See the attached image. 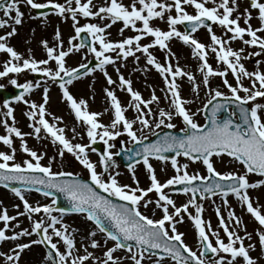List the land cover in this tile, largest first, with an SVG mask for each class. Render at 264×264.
Instances as JSON below:
<instances>
[{
  "label": "snow or ice",
  "instance_id": "snow-or-ice-1",
  "mask_svg": "<svg viewBox=\"0 0 264 264\" xmlns=\"http://www.w3.org/2000/svg\"><path fill=\"white\" fill-rule=\"evenodd\" d=\"M248 4L249 7L243 9L242 15L237 14L233 18L234 13L239 10L238 0H171L170 3L168 0H131L127 6L121 0H104L100 6L95 5L93 0H64L63 3L56 0H0V13L3 16V19H0V29L11 28L0 35V53L9 58L4 62L3 70H0V78L8 77L9 74L15 76L29 72L46 78L45 84L48 81L54 84L59 82L63 101L77 124L82 123L85 127L89 141L87 145L73 144L66 138L65 128L57 126L63 123L60 117L53 116L51 123L46 119V116L51 115L46 110L49 102L48 87H43V102L37 104L25 99V96L34 88H40V81H26L22 84H18L16 78L9 81L12 86L22 89L14 96L13 102L27 105L29 110L24 115L32 131L22 133L14 126V109L9 100H3L2 108L5 111L0 112V116L12 120L13 125L10 126L6 120L2 122L6 134L0 135V144L8 151H0V188L9 191L23 205V211H17L15 216L8 215L7 209L0 205V222L3 225L0 227V242H15L8 253L0 252L4 264H20L22 254L30 251L33 246H43L45 249L41 264H237V261L241 264H259L260 260H264V213L261 205L257 203L254 206L249 195V190L264 186V179L256 182L248 180L249 174L264 177V103L259 102L264 100V72L258 68L250 72L242 63V60L264 54V38L258 35L264 33V2L248 0ZM21 5L30 10L50 9L51 14L63 20L70 18L75 35L68 39L67 49H64L59 29L55 31L53 46H49L46 40L40 42L46 52L45 59H34L31 49L25 58L13 47L8 46L7 41L16 35L15 26L23 23L24 13L21 11ZM186 6L192 8L195 14L187 12ZM249 9L258 13L257 28L250 24L253 17ZM173 11L174 15L171 14ZM49 14L48 11H39L38 15L30 14L29 18L46 22ZM81 17L109 22L103 26L96 23L79 25ZM154 19L166 21L168 30L152 27L151 21ZM241 19L245 27L240 26ZM118 21L123 24L119 29L121 35L125 29H131L137 34L121 41H109L106 30ZM206 21L211 24H206ZM137 22L140 27L136 26ZM212 24L231 35L227 39L218 37L213 32ZM177 25H186L190 30L181 32L177 30ZM200 28L207 29L211 41L209 45L200 43L192 35ZM81 33L87 34L90 43L80 39ZM146 36L152 38L151 43L142 45L140 41ZM245 36L248 39H245ZM78 39L80 42L74 44L73 41ZM173 39L188 46L192 57L199 61L197 71L202 78L200 84L192 72L185 71L178 63L176 66L170 63V60L176 59L168 46ZM236 40H240L247 47L258 48L259 51L242 55L244 48L233 50L227 46ZM156 47L165 53L163 64L150 52V49ZM85 48L87 52L82 59L91 54L95 57V66L89 67L88 64L81 63L78 67L68 68L66 57ZM112 52L120 60L133 57L139 61L140 57L136 56V53L143 55L146 65L151 66L163 78L162 91L165 92V100L168 102L167 110L158 106L160 98L154 92L150 99L145 100L138 91L133 90L131 80L125 79L120 73V68L125 65L121 63L116 67V59L108 55ZM209 52L214 54L217 64H222L224 70L212 68L208 63ZM50 62H54V67L50 66ZM256 64L259 66L261 61L257 60ZM109 65L115 67L117 86L127 92L130 97L129 107L136 116L134 119H128L125 115L128 108L122 107L114 91L105 88L104 94L109 108L104 111H111L112 118L108 125H104L99 122L102 113L89 112L87 101L74 98L69 86L96 71L103 74L107 85L117 84L108 74ZM81 69L84 71L81 72ZM144 70L147 71V68ZM229 72L235 81L234 85L227 79ZM185 77L190 82L191 92L195 94L193 99H184L180 95L177 80ZM214 77L221 79L228 94L219 88L211 87L210 80ZM245 80L249 82L248 86L243 83ZM201 85L207 90L208 96L203 106L193 112L186 106L199 99ZM89 87L91 88V85ZM153 104L157 105L156 111L151 107ZM230 105L235 106V112H228ZM209 108L205 118L208 126L205 128L196 122L195 117ZM221 111L227 113L223 120L218 119V113ZM174 118L182 121V134L172 135L165 132L158 135L157 129L176 128L172 123ZM136 125H139V128H136ZM42 131L46 134L45 138H50L53 145L59 146L60 157L67 152L87 170L90 183L76 179L72 173L53 172L52 158L48 160L47 166L41 164L44 154H38L28 148L24 137L33 135L39 140ZM71 131L74 133L73 138L79 135L74 127ZM145 132L158 138L154 142L145 143L148 140ZM122 135L127 136L131 145L139 146L124 149L130 153L127 159L131 162L128 163L127 170L132 174V184L135 186L121 184L117 179L120 174L115 171L117 165L113 157L121 153L111 151L114 145L110 141H115ZM13 137L19 140V150L30 159L16 160L17 149L14 147ZM97 139L104 145L102 154L97 153L98 164L102 169L100 172L96 170L97 165L89 160L86 151ZM121 146L123 149V142ZM91 151L96 152V149L91 148ZM165 153L174 155L169 158ZM177 157H184L192 164L199 162L207 175H201L199 172L190 174L187 170L189 163L181 164ZM224 157L231 158L232 162L242 166L243 173L218 172L215 164L225 163ZM151 159L159 161L162 165L170 163L175 174L161 183L150 163ZM140 164L146 170L150 181L146 188L139 186L135 175L134 169ZM161 171H164L163 167ZM175 185L182 186L179 189L181 194H191L188 201L181 206H176L175 201L164 191ZM31 191H36L45 198L52 197L51 202L33 206L25 197V193ZM53 192L62 194L70 207H57ZM150 193L155 194V200L149 198ZM197 196L200 201H211L213 197L222 200L227 210L228 222L221 216L219 207H215V214L219 222L218 227L223 230L227 242L218 232L212 230L210 221L206 222L202 218L204 206L197 202ZM229 196L235 198L259 225L255 230L260 253L257 258L250 254L256 251L257 243L252 242V233L247 231L243 221L229 207ZM112 198L120 203H115ZM153 204V212L159 210L161 213L159 219L150 218L140 210L141 207L147 210ZM13 207L19 209L20 206ZM189 208L194 209L195 214L189 212ZM66 213L80 214L94 226L81 239L83 254L76 247L75 234L78 230L70 231L69 226L63 223ZM36 214H41L39 219H33ZM185 216L193 225L198 251L189 247L184 240L185 234L178 231V225L183 224ZM18 217H26L30 221V230L20 228ZM14 221L16 223L13 224ZM229 225H234L231 230ZM9 232L11 235L7 234ZM239 232L244 234L240 235ZM98 235L100 240L96 238ZM33 236L36 238L32 239ZM210 236L213 239H210ZM24 237L28 238L27 242H21ZM245 240L249 241L247 245ZM89 248L100 250L101 255L96 256L94 251L88 250ZM119 251L124 255H116Z\"/></svg>",
  "mask_w": 264,
  "mask_h": 264
},
{
  "label": "rangeland",
  "instance_id": "rangeland-1",
  "mask_svg": "<svg viewBox=\"0 0 264 264\" xmlns=\"http://www.w3.org/2000/svg\"><path fill=\"white\" fill-rule=\"evenodd\" d=\"M37 2H44V0H37ZM56 2L63 3L64 0H56ZM121 2L127 6L130 4L131 0H121ZM170 3L171 0H168ZM261 2H264V0H261ZM93 3L95 5H103L104 0H93ZM239 4V10L237 13H234L233 18L237 14H241L243 12V9L246 7H249L248 0H238ZM21 11L24 13V16L30 17L31 10L26 8L25 6L21 5ZM95 11V9H93ZM185 10L189 12L190 14H195L194 10L190 7H185ZM251 11L253 19L250 21V24L253 28L259 27V21L256 19L257 17V11L249 9ZM171 14H175L174 11ZM109 21L104 20L100 21L98 19H89V18H79V25H83L85 23H96L100 26H103V24L108 23ZM11 25V23H9ZM23 24V23H22ZM18 25L16 27V35L11 37L7 44L8 46L13 47L18 53L23 55L25 58L28 57V50L31 49L32 57L36 60H41L46 58V52L41 46V41L46 40L49 44V46H53L55 44V31L59 29L61 33V39L63 40L64 49L66 50L68 47L67 41L70 37L75 35L74 29L72 27V20L69 18L67 20H63L60 17L50 14L47 17L46 22H42L40 19L39 21H35L32 19H27L23 25ZM239 24L241 27H245L243 23V19L239 21ZM137 27H140L141 25L139 22H137ZM151 26L154 28H159L163 31H167V23L166 21H161L159 19H154L151 21ZM123 27L122 22L118 21L115 24L112 25L111 28L106 30L107 39L111 42H117L121 41L122 39L126 37H132L135 36L137 33L132 31L131 29H125L123 34L121 35L119 32V29ZM177 30L184 32L181 25H177ZM213 32L222 39H227L228 36H230V33H226L221 27L212 24ZM11 28H4L0 29V35L5 34L7 31H10ZM200 43H203L205 45H209L211 43L209 39V35L207 32V29H200L196 33L192 34ZM261 37L264 38V33H258ZM245 39H248L247 36L244 37ZM152 38L151 37H144L140 41L142 45L151 43ZM73 43H77V40H74ZM169 48L172 53L175 54L176 59L170 60V63L173 66H176L177 63L179 66L184 69L185 71L192 72L196 78V81L198 84L201 83V75L197 71L199 61L196 58H193L191 55V50L188 46L184 45L179 40L173 39L169 42ZM98 48L99 46L96 45ZM228 47L236 48L239 50L240 48H244V53L242 55H247L250 52H258V48L255 47H247L242 44L240 40L231 41L228 45ZM87 50L82 49L80 52H73L68 57H66V66L68 68H72L76 66L77 64H80L84 61H88L90 57H92L91 54H87L85 57ZM151 54L157 59L158 62L164 63V56L165 53L161 51L158 47L150 49ZM108 55L112 56L113 59H116V67H119L121 63H123L125 66L120 68V73L125 77V79L131 80V86L138 91L142 97L147 100L150 99L153 92L157 97L160 98L159 107L164 108L165 110L168 109V102L165 100V92L162 91L164 88L163 84V78L159 76V74L151 68V66L146 65L145 59L141 53H136V56H139V61H136L133 57H128L126 60H120L116 58V54L114 52L108 53ZM9 58L6 54L0 53V70H3V64L6 60ZM261 61V64L257 66L256 61ZM208 63L212 66L213 69H219L224 70V66L222 64H217L215 60L214 54L211 52L208 53ZM242 63L244 64L245 68L248 71H254V70H260L261 72H264V54L260 56H253L250 57L248 60H242ZM50 66L54 67V62H50ZM147 68V71L144 69ZM108 74L111 76V78L114 81H117V84L114 85H107L106 80L102 73L99 71H96L89 75L88 77L81 79L79 81H76L73 83V85L69 86L70 93L76 98L79 99H85L87 101L88 105V111L89 112H100L102 115L99 117V122L108 125L112 118L111 111L105 112L104 110L106 108H109V104L107 102L106 96L104 94V89L108 88L109 90L114 91L115 95L119 99L122 107L128 108V111L125 113L126 117L128 119H134L136 116V113L132 111V109L129 107V100L130 97L128 96L127 92L124 90H121L118 85V78L115 71V67L112 65L107 66ZM229 75V74H228ZM13 78H16L18 83H25L26 81H40L41 87L37 88L34 92L27 95L26 99L30 102L35 101V103L39 104L43 102L42 96H43V87H48L49 89V102L46 105V110L51 115H48V121L51 123L53 116L60 117L63 121V123L57 124L58 127H64L65 128V136L68 138L73 144L79 143L81 145H87L89 143L87 135H86V129L81 124H77V122L74 119V116L70 112L69 108L66 105V102L62 99V94L59 90L58 85L55 83H52L51 81H48L47 84L44 83V80L46 78H41L39 80H35L32 78V73L25 72L24 74L20 75H13L9 74L8 77L0 78V81L2 82L3 86H10L11 84L9 81ZM177 83L180 85V95L184 99H193L195 97V94L191 92L190 90V82L187 81L186 77L183 79H178ZM230 83V82H229ZM235 82H232L230 84L234 85ZM245 86H248L249 82L247 80L243 81ZM210 84L212 88H219L220 91L227 93V89L223 87L222 81L218 77L211 78ZM91 85V88L89 87ZM241 95H243L241 93ZM207 90L203 89L201 85V90L199 94V99L196 100L194 104L187 105L191 111L195 112L198 107H202L203 103L206 102L207 99ZM92 97V98H90ZM259 102L264 103V100H260ZM11 107L14 109V118H15V127H17L22 133H30L32 130L28 127L29 121L27 120L24 113L28 111L27 105L23 103L16 102L11 105ZM153 111H156L157 105L153 104L152 106ZM5 110L2 108L1 102H0V112H4ZM6 118L4 116H0V135H5V131L3 129L2 122L5 121ZM195 120L198 124L203 125L205 122V118L202 114H198L195 117ZM6 122L12 126L13 121L12 120H6ZM172 123L176 125V128L174 130H180L183 125L182 121L179 118H174ZM76 129V132L79 133V135H76L75 138H73L74 133L71 131L72 128ZM136 128H139V125L135 126ZM161 129H157L159 131ZM146 135H148V138L151 137L150 134L145 132ZM41 139L37 140L33 135H25L24 139L26 141V144L28 148L31 150L36 151L38 154L43 153V159L41 160V164L44 166H47L48 160L50 158L53 159L52 164V171L53 172H59L64 171L68 173H72L73 175H83L86 178H89L87 170L83 168L82 165L79 164V162L69 153L65 152L63 157H60L58 155L59 146L53 145L50 138H45L46 134L41 132ZM138 135L140 133L138 132ZM99 140V139H97ZM117 141H121L124 143V145L127 147L129 146L128 138L126 135H122L120 137H117L115 141H110L114 145V147L111 149L112 152H117ZM14 147L17 149L16 152V160L22 161L23 159H30L27 157V155L19 150V140L15 137H13ZM0 151L7 152L8 149L0 144ZM88 158L91 162L97 165L96 170L98 172L102 171L98 164V155H96L94 152L91 151V148L86 149ZM116 156L113 157L117 168L115 169L116 172H119V176L117 177L118 181L121 184H128L131 186H135L132 184V178L127 168H123L119 166L118 161L115 159ZM177 160L179 163H189V168L187 169L190 174H193L195 172H199L201 175H206V170L203 168V166L197 162L195 164H192L191 162L186 161L184 157H177ZM225 163H219L217 162L215 164V168L221 172H236L237 174L243 173V168L235 162L231 161V158L224 157ZM151 165L155 169V174L159 180L168 179L171 176H173L174 170L171 168L170 163L162 165L159 161L153 160L150 161ZM164 168V171H161V168ZM135 175L139 181V186L141 188H146L149 186L150 182L147 178V172L143 168V165H137L134 169ZM257 176H254L252 174H249L248 180L249 182H256L259 180ZM170 197L175 201L176 206H181L182 204L186 203L189 199V195H183L181 193H171L168 189L164 190ZM249 195L253 200L254 206L258 203L262 206V213H264V186L261 188L255 189V190H249ZM26 199L30 204L33 206L37 205L39 203L40 205L49 204L50 200L44 197H31L28 195H25ZM30 198L35 199V201H31ZM149 198L155 200V194L150 193ZM228 205L229 207L234 211L235 215L239 217L247 231L249 233H252L253 241L254 243H257L256 251L251 252L253 258H257L259 253V247H258V241L255 236V230L259 227V225L250 217L249 214L246 213L243 206L233 197L229 196L228 198ZM214 202V203H213ZM198 203H202L204 206V211L202 213L203 219L208 222L210 221L211 227L213 231H216L219 233L220 237L224 239L225 242H227L226 237L224 236L223 230L218 227V220L216 218L215 214V207H219L221 211V216L225 219L226 223L228 222L227 217V210L224 208L223 202L219 197H213L212 200H205V201H198ZM0 205H2L3 208L7 209V213L10 216H15L17 211H23V205L21 204L20 200L16 198L13 194L10 192L4 190L3 188H0ZM13 205H19V209L14 208ZM155 208V205H150L147 210H145L143 207H141L142 213L145 215H148L150 218L153 219H159L161 216V213L159 210H156L153 212V209ZM189 212L194 213V209L189 208ZM41 214H36L33 219H39ZM59 215V214H54ZM18 221L20 223V228H29L30 230V221L26 217H18ZM13 224L16 223L15 221L12 222ZM63 223L67 224L69 226V230L77 229L78 231L75 234V241L78 246V249L80 250V253L83 254V249L80 247L81 239L84 236L83 233H87L88 230L94 226L91 225L90 222L86 221L82 215H74V216H64L63 217ZM2 222H0V227H2ZM234 225H229L230 230L231 227ZM59 227V226H57ZM15 231H19V229H14ZM178 231L183 232L185 243L191 247L194 251H198V245L195 238V232L193 225L191 222L187 219L185 216L183 224L178 225ZM11 235V232L7 233ZM240 235H243V232H239ZM36 237L33 236L32 239H35ZM98 240L101 239L100 235L96 237ZM27 237L21 238V242H27ZM210 239H213L210 236ZM55 242V238H54ZM214 242V241H213ZM87 243V241H85ZM249 241L245 240V244L247 245ZM15 242H0V252L2 253H8L10 251L11 247H14ZM111 246V244H109ZM37 252L40 251L42 257L45 255L44 250L41 246H33L31 250H35ZM30 250V251H31ZM61 250H63L61 248ZM89 251H94L96 256L101 255L100 250H93L91 248L88 249ZM30 251H25L22 254L20 264H29V260L31 259ZM118 256L124 255L122 251H119L116 253ZM0 264H4V258L3 256H0ZM128 264V262H126ZM237 264H241L240 261H237ZM259 264H264V260H260Z\"/></svg>",
  "mask_w": 264,
  "mask_h": 264
},
{
  "label": "bare ground",
  "instance_id": "bare-ground-1",
  "mask_svg": "<svg viewBox=\"0 0 264 264\" xmlns=\"http://www.w3.org/2000/svg\"><path fill=\"white\" fill-rule=\"evenodd\" d=\"M31 197L32 195L29 194ZM31 201H35V199L30 198ZM84 236L87 235V233H83ZM76 247L78 248L77 244ZM30 255H31V259L29 260V264H41V261L43 259L40 251L37 252L36 249L35 250H31L30 251Z\"/></svg>",
  "mask_w": 264,
  "mask_h": 264
},
{
  "label": "water",
  "instance_id": "water-1",
  "mask_svg": "<svg viewBox=\"0 0 264 264\" xmlns=\"http://www.w3.org/2000/svg\"><path fill=\"white\" fill-rule=\"evenodd\" d=\"M2 96H3L4 99H6L7 97H9V95H6L7 96L6 97L5 94H3Z\"/></svg>",
  "mask_w": 264,
  "mask_h": 264
}]
</instances>
